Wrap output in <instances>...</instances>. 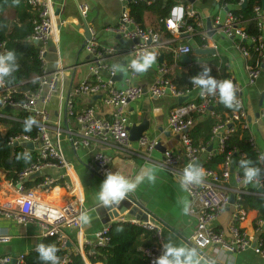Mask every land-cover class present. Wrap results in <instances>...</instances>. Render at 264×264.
I'll return each mask as SVG.
<instances>
[{"label": "built area", "instance_id": "1", "mask_svg": "<svg viewBox=\"0 0 264 264\" xmlns=\"http://www.w3.org/2000/svg\"><path fill=\"white\" fill-rule=\"evenodd\" d=\"M26 1L35 13L33 31L28 39L37 47L42 74L37 79L36 91L20 90L19 87L9 86L0 79V120L26 123L29 119L23 118L25 115L34 121L31 126L36 128V136L23 134L11 137L8 145L12 150L20 148L26 155L34 153L36 162L19 176L16 182L18 197L0 204V218L13 220L18 224L38 222L43 228V238H55L59 249L62 250L68 249L69 245L73 246L72 253L80 254L85 264H99L92 263L89 258L95 255L96 248L109 246L110 226L108 225L97 232L93 240L83 236L79 221L81 213L86 212L83 200L65 201L69 193L66 186L61 187L60 184H55L52 179L47 178L39 185L46 187L44 197H29L25 193V182L36 173L41 174L48 167L69 170V164L61 151L62 120L58 118L51 123L50 114L46 108L53 96L57 95L60 105L64 106L66 116L73 118L77 125L75 133L68 132L69 142L74 150L89 148L93 141L104 146H113L124 153L140 156L146 163L166 172L178 184V177L188 164L196 163L203 170L204 176L200 184L183 188L197 210L196 229L188 240L191 246L201 252L211 248L229 256L252 249L264 260V220L255 221L254 219L253 229L247 230L243 225L249 221L252 211L244 208L242 204V196L246 194L264 197V175L263 179L245 184L238 168V162L244 155L239 154L236 149L226 153V143L229 137L239 130V126L249 132V119L242 97V87L235 78L229 76L227 80H231L234 85L239 106L235 107L234 112L229 115V120L213 128L211 143H216V153H209L210 159L226 153L225 160L216 169L208 168L204 165L202 157L209 150L194 143L192 131L199 117L214 116L213 108L220 101L218 95L201 96L199 87L194 85L191 91L186 93L179 91L171 81V70L167 64H161L158 67L157 76L149 87L134 84L137 73L129 69L125 70L126 75L123 78L125 86L118 87L115 81L118 72L112 70V58L116 50L102 45L92 32L91 39L84 47L90 77L66 92L64 68L52 72L47 68V47L55 30L54 3L52 0ZM133 1L119 0L122 8L121 16L118 25L111 29L117 36L131 44L129 51L132 58L148 51L152 52L157 60L160 58V50L165 45H173L175 55H190L194 51L191 45L178 44L179 39H185L183 35L188 36L189 41L196 42L199 39L201 47L195 43L199 49L206 50L210 47L206 19L194 7L195 2L202 3L204 0H193V3L180 0L182 4L174 8L170 18L164 22L165 29L172 38H164L161 31L139 24L131 14L130 4ZM138 1L153 5L159 0ZM244 2L245 0H241V5ZM77 8L82 20L88 25L86 21L90 11L89 6L77 4ZM254 12L257 26L263 34L264 10L261 6H257ZM212 22L216 31L238 41L237 47L245 58L250 57L249 46L256 52H264V35L250 36L245 31L242 21L229 9L225 12L224 18L216 16ZM241 42L245 45L240 44ZM7 52V44L0 43V55ZM247 73L249 85L255 84L262 73L261 63L258 62L255 65L249 63ZM197 90L199 91L197 101L187 99L181 105H177L169 115V129L178 137L180 150L165 151L162 157L157 159L154 157V152L158 143L147 136L140 138L137 149H132L128 115L130 104L141 100L145 95L179 100ZM81 96L88 97L93 103L78 112L75 110V100ZM97 99L109 109V119L98 116L97 108L93 105ZM261 116L264 118V107ZM249 142L257 150L259 163L264 169V153L257 148L250 132ZM111 165V156L104 152H94L88 167L94 174L105 179L106 173L111 171ZM231 197L235 200L233 205L230 203ZM227 209L230 210V220L226 227L220 228L219 220ZM130 223L142 227L151 234L154 244L143 251L148 264H155L156 258L162 255V246L165 244L162 227L148 214L143 220L135 219ZM8 241V236H0V242ZM84 248H89V251L86 253ZM23 261V255L17 258L11 256L0 258V264H22ZM67 262H69V254L62 259L61 264Z\"/></svg>", "mask_w": 264, "mask_h": 264}, {"label": "crops", "instance_id": "2", "mask_svg": "<svg viewBox=\"0 0 264 264\" xmlns=\"http://www.w3.org/2000/svg\"><path fill=\"white\" fill-rule=\"evenodd\" d=\"M54 3V36L47 47L48 70L56 71L60 68L65 70L66 92L74 88L77 84L90 77L87 65V56L84 52L85 41V22L82 20L77 4H87L90 8L87 18L88 26L94 33L98 42L102 45L113 47L116 50L112 58V64L127 65L132 54L129 51L130 43L121 42L111 29L118 25L122 8L119 0H52ZM180 1V0H179ZM220 0H204L202 3L195 2L194 7L206 19L214 20L216 16L225 17L226 8L219 6ZM27 3L26 0H24ZM34 13V12H33ZM159 9L151 8L144 12L142 24L144 27L159 28ZM35 16V13H34ZM213 25V22H212ZM163 33V32H162ZM166 38V33H163ZM210 37V36H209ZM120 38V39H119ZM123 40V39H122ZM178 44H189L193 50H202L197 47L194 41L179 39ZM210 47L215 53L200 54V59L193 63L190 57V64L181 61V55H175L173 45H165L160 50V58L154 61L150 68L143 73L136 75L134 84L149 87L157 76V69L161 64H167L171 70L170 77L180 74L192 67L210 68V75L222 77L221 68L226 76H232L242 87V97L249 119V132L253 137L257 148L264 153V118L261 111L264 107V57L261 63L262 73L257 82L253 85L248 83L247 66L251 56L245 58L238 49V41L225 37L221 32L216 31L210 37ZM198 48V49H197ZM207 50V49H206ZM197 53V52H196ZM198 54V53H197ZM172 60L169 63V60ZM123 74L121 79L116 78L118 87L125 86L123 78L125 71L118 72ZM117 75V76H118ZM199 91H192L187 99L197 101ZM91 103V99L81 96L75 100V110L80 112ZM97 113L100 118L109 119L110 112L99 99L94 101ZM179 105V100L171 97L153 98L145 95L141 100L128 106L129 132H141L142 137L147 136L151 140L160 144L154 152V157L160 159L165 151L180 150V141L177 136L169 129V115L172 110ZM49 111L51 123L61 118L63 133L61 136V151L65 160L69 164V170L65 168L48 167L43 170L39 178L44 181L52 179L55 184L67 187L69 190L65 201L83 200L86 213L90 216V223L82 225L83 236L89 240L94 239V235L105 225L110 226L115 222H130L132 220H143L145 215L158 223L163 230L164 243L172 241L178 245L191 246L189 239L193 235L197 215L196 208L192 205L190 197L185 190L166 172L158 167L146 163L140 156L124 153L113 146H104L93 141L89 148L74 150L69 142V131L76 132L77 125L73 118L67 117L64 106L59 103V96H53L52 100L46 105ZM209 116V115H207ZM24 118V116H23ZM203 117H199L197 122ZM196 122V123H197ZM0 131H5L4 124L0 125ZM129 136L130 133H129ZM130 139L132 149L138 148V141ZM209 152L204 154L202 159L206 163L210 159L209 153H216V143H211L208 147ZM94 152H104L112 157L111 171H119L122 175L134 178L142 168H150L155 174L154 181L145 180L138 188L129 193L127 198L132 202L127 211L119 216L118 219L111 220L109 213L104 210L96 195L99 185L104 180L94 174L88 164ZM35 178L30 177L26 182L25 193L29 197H44L46 187H40L35 183ZM18 186L16 181L6 177L4 171H0V204L12 201L18 197ZM250 219L243 227L251 231L253 221L256 219V212H250ZM230 220V210L227 209L220 218L218 226L224 228ZM43 228L38 222H27L18 224L13 220L0 218V236H8V242H0V258L11 256L17 258L26 255L31 251H36L38 244L43 241ZM152 237V236H151ZM74 247L69 245L68 250L73 251ZM201 264H264L252 249L229 256L206 249L199 251ZM101 264V263H99Z\"/></svg>", "mask_w": 264, "mask_h": 264}, {"label": "trees", "instance_id": "3", "mask_svg": "<svg viewBox=\"0 0 264 264\" xmlns=\"http://www.w3.org/2000/svg\"><path fill=\"white\" fill-rule=\"evenodd\" d=\"M247 5L245 8L241 5V0H220L219 6L226 7L242 21L245 31L250 36L258 37L262 34L255 20V8L261 6L263 8L264 0H245ZM179 0H159L153 5H147L138 0H134L130 4L131 14L133 18L141 25L142 17L145 11L157 7L159 9V28L157 30L166 33V38H172L170 33L165 29L164 22L170 18L174 8L181 5ZM35 16L32 8L24 2V0H0V43L5 42L7 49L16 54V70L11 76L3 78V80L12 87H19L20 90L36 91L38 88L37 79L42 74L41 64L38 60L37 47L29 41V36L33 31V20ZM201 47L199 39L195 42ZM240 44L245 45L244 42ZM198 49V48H197ZM198 50H194L190 55L193 63L200 59L202 55L197 54ZM249 55L251 56L250 64L262 63L264 52H256L254 48L249 46ZM172 60H169L171 63ZM204 68L192 67L180 74L172 75L171 81L175 84L179 91L184 93L191 91L193 83L192 78L202 72ZM221 68L222 77L211 74L217 80H225L226 76ZM235 110L234 108L225 107L220 101L213 108L214 116H204V118L196 123L192 131V138L196 145L208 148L211 145L213 128L226 120ZM25 119H31L29 116L23 115ZM4 124L5 131H0V171L6 173V177L16 181L19 176L36 162V155L30 153L24 154L20 148H12L8 145L11 137L27 134L36 136V128L31 126L26 130V123H15L0 120V125ZM226 153L236 149L239 154L244 155L243 160L251 161L256 167H259L261 177L263 179L264 169L259 163L257 150L249 142V132L239 126V130L232 134L227 143ZM226 153L216 155L208 160L204 165L208 168H217L222 165ZM27 157V159H25ZM240 162V161H239ZM239 174L243 177V171L239 167ZM44 182V178H35V183L40 185ZM28 182H25L26 189ZM242 204L249 211L256 212V220H264V197L253 194L242 196ZM110 243L105 248H96L94 256L89 259L92 263L102 264H148V259L144 254V249L154 244L151 234L142 227L131 224L130 222H115L110 225L108 233ZM42 243L54 244L57 248V256L59 264L62 259L69 254V262L66 264H85L80 254L72 253L68 249H59L57 241L53 237L43 238ZM85 252L89 248H84ZM22 264H41L37 251H31L24 255Z\"/></svg>", "mask_w": 264, "mask_h": 264}, {"label": "clouds", "instance_id": "4", "mask_svg": "<svg viewBox=\"0 0 264 264\" xmlns=\"http://www.w3.org/2000/svg\"><path fill=\"white\" fill-rule=\"evenodd\" d=\"M156 57L152 52H142L132 58L127 65L115 64L112 70L123 72L126 69L134 73L146 72L154 63ZM16 54L9 51L0 55V79L11 76L16 70ZM211 69L204 68L197 76L192 78L194 86H198L201 96L218 95L220 102L228 108L238 107L236 91L231 80H217L210 75ZM33 120L26 121V130H29ZM27 159V157H25ZM239 167L243 171V182L254 183L261 177L262 170L256 167L251 161L240 160ZM204 176L203 170L196 164H188L184 167L178 177L182 188H188L193 184H200ZM145 180L154 181L155 174L150 168H142L134 178L122 175L119 171H108L105 179L99 185L96 199L103 206H113L123 201L127 195L135 191ZM81 225L87 226L90 223V216L83 212L79 216ZM162 255L156 258L155 264H201V257L198 249L184 245H178L168 241L163 246ZM41 264H59L57 248L54 244L40 243L36 247Z\"/></svg>", "mask_w": 264, "mask_h": 264}, {"label": "water", "instance_id": "5", "mask_svg": "<svg viewBox=\"0 0 264 264\" xmlns=\"http://www.w3.org/2000/svg\"><path fill=\"white\" fill-rule=\"evenodd\" d=\"M130 1H133V0H130ZM188 1L193 3V0H188ZM246 5H247V2L245 1L242 4V7L245 8ZM263 10H264V5H263ZM206 26H207V31L209 33V36L212 37L215 34L216 29L213 27L211 19L207 20ZM182 37L185 39H189V37L186 35H183ZM90 39H91V31H90V28L88 27V25L85 23L84 47L87 45V43ZM120 40H121V42H124V40H122V39H120ZM197 53L202 54V55L203 54L207 55V54H213V53H215V51L213 49H207V50H198ZM87 61H88V58H87ZM181 61L183 63H187V64H190V62H191L189 55H181ZM262 67L264 68V64L262 65ZM122 77H123V74H119L116 78L121 79ZM186 100H187V97L180 98L179 99V105H181ZM129 133L131 135L130 139H132L134 141H136L142 137L141 132L138 135H137V133H133L131 131ZM30 147L32 148V146H30ZM159 147H160V144L158 143L156 148H159ZM193 164H196V163H193ZM39 176H40V173H36L33 177H39ZM234 202H235L234 198L231 197L230 203L233 205ZM131 204H132V202L129 200V198H127V199H124L123 201H121L117 205L107 206V207L104 206L103 208L107 213H109V217L111 218V220H114V219H118L121 214L125 213L127 211V209L129 208V205H131Z\"/></svg>", "mask_w": 264, "mask_h": 264}]
</instances>
